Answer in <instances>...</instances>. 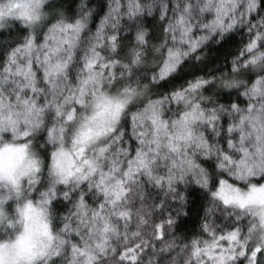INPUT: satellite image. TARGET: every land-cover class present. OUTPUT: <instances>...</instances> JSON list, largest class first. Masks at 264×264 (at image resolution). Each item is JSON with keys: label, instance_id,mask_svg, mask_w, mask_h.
Segmentation results:
<instances>
[{"label": "clouds", "instance_id": "9594fccd", "mask_svg": "<svg viewBox=\"0 0 264 264\" xmlns=\"http://www.w3.org/2000/svg\"><path fill=\"white\" fill-rule=\"evenodd\" d=\"M0 264H264V0H0Z\"/></svg>", "mask_w": 264, "mask_h": 264}]
</instances>
